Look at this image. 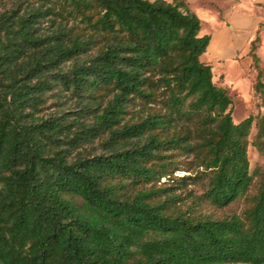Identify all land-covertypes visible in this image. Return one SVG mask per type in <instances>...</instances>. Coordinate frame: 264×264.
Wrapping results in <instances>:
<instances>
[{"label": "trees", "instance_id": "obj_1", "mask_svg": "<svg viewBox=\"0 0 264 264\" xmlns=\"http://www.w3.org/2000/svg\"><path fill=\"white\" fill-rule=\"evenodd\" d=\"M200 31L186 0H0V264H264V174L200 208L264 154Z\"/></svg>", "mask_w": 264, "mask_h": 264}, {"label": "rangeland", "instance_id": "obj_2", "mask_svg": "<svg viewBox=\"0 0 264 264\" xmlns=\"http://www.w3.org/2000/svg\"><path fill=\"white\" fill-rule=\"evenodd\" d=\"M201 19V34H209L207 51L200 57L209 64L215 85L224 88L232 98L231 116L238 122L248 115L254 117L249 140L255 134V122L264 113V0H186ZM236 1L238 3H236ZM253 46L258 56L256 68L250 54ZM260 71L261 86L256 87ZM249 169L254 172L252 185L245 196L226 207L214 208L202 201V211L213 215L240 213L255 194L264 174V154L248 145ZM189 174L180 170L175 175ZM193 174V173H192ZM166 179L162 178L161 182ZM200 194L204 184H190Z\"/></svg>", "mask_w": 264, "mask_h": 264}, {"label": "crops", "instance_id": "obj_3", "mask_svg": "<svg viewBox=\"0 0 264 264\" xmlns=\"http://www.w3.org/2000/svg\"><path fill=\"white\" fill-rule=\"evenodd\" d=\"M236 3H238V2L236 1Z\"/></svg>", "mask_w": 264, "mask_h": 264}]
</instances>
